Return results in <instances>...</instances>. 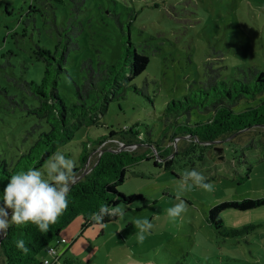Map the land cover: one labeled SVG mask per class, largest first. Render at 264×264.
I'll return each instance as SVG.
<instances>
[{"label":"rangeland","instance_id":"1","mask_svg":"<svg viewBox=\"0 0 264 264\" xmlns=\"http://www.w3.org/2000/svg\"><path fill=\"white\" fill-rule=\"evenodd\" d=\"M61 36L71 43L69 74H61L59 83L69 103L77 100L75 81L82 82L86 74L85 59L96 67L99 62L123 61L124 44L150 57L131 80L140 92L128 89L124 98L111 100L101 124L79 127L57 150L65 154L63 148H70L66 156L76 161L82 141L105 137L111 129L119 134L127 126L157 137L175 121V113L187 115L186 96H208V81L264 69V0H0V158L13 155L38 120L28 108L39 100L22 84L41 78L44 60L38 51H55ZM173 99L184 104L168 109ZM197 107H191L193 119L209 116ZM172 133L170 125L162 135L164 143L149 146L155 158L129 166L119 186L124 193H142L143 199L119 203L116 207L125 214L108 223L103 236L92 241L82 237L88 248L74 264H264V204L222 211L228 227L255 225L237 236H222L206 221L209 209L220 201L264 196V127L212 143L203 158L197 156L199 150L165 153L167 146L184 144ZM140 137L147 147L145 135ZM172 156L169 169L154 163ZM190 169L202 173L213 190L193 186L182 192L187 210L171 220L166 209L179 202V183ZM144 219L151 228L138 244L136 221ZM97 230L99 236L102 230Z\"/></svg>","mask_w":264,"mask_h":264},{"label":"trees","instance_id":"2","mask_svg":"<svg viewBox=\"0 0 264 264\" xmlns=\"http://www.w3.org/2000/svg\"><path fill=\"white\" fill-rule=\"evenodd\" d=\"M70 45L69 40L61 36L55 51L40 48L38 57L44 60L41 78L25 79L22 84L39 100L38 104L28 108V112L35 114L38 120L26 132L25 141L18 150L10 157L0 158V192L3 191L10 175L30 167L42 168L53 153L74 138L79 127L101 124V116L111 100L124 98L128 89L140 92L139 87L131 80L146 68L150 57L136 51L134 46L129 47L124 44L123 61L110 64L99 62L97 67L91 59L83 61L82 65L86 74L82 82L75 81L74 93L77 100L69 103L61 93L59 83L61 74H69L66 64ZM208 76H213L210 70H208ZM208 84V87L212 89H204L208 96L201 100L197 97L190 100L186 96L187 115L184 112L175 113V121L166 125L161 135L157 137L152 136L151 132L145 133L127 126L119 134L111 129L105 137L99 136L93 140L82 141L83 149L76 156L77 160L74 161L75 166L70 175L67 208L43 234L34 224L18 226L10 223L7 232L3 236L0 235V264H44L40 256L42 250L56 240L63 228L77 215L82 214L87 220L85 224L92 225L95 222L90 219L91 214L98 212L101 205L111 209L121 202L129 205L143 199L142 193H124L119 186L126 179L129 166L143 159L155 158L149 146L163 142L162 135L166 133L170 125L173 129L172 134L184 140V144L180 146L174 143L171 149L167 146L164 149L165 153L168 154L171 150V153L181 152L187 155L199 150L197 154L199 158H203L207 147L213 146V140H227L231 135L246 133L256 127H264V96H260V94L264 95V69L250 68L249 74L243 77L220 81L214 79L208 81ZM253 99L258 101L252 103ZM179 104L183 105L184 101L173 99L168 104V109L175 110ZM192 106L202 108L209 113V116L193 119ZM198 114L204 115L202 112ZM181 116L182 119L178 120L177 118ZM140 134L143 137L145 135L147 147H144ZM122 143L126 147H123ZM131 144H134L136 148L131 149L129 146ZM260 145L263 147L264 157L262 141ZM63 149L65 155H69L70 148ZM96 151H98L97 154ZM159 155L161 154L157 156ZM174 158L172 156L165 162L154 159V163L169 169ZM251 168L252 166L249 165V170ZM263 204L264 196L226 199L209 209L207 220L218 234L237 236L255 225L228 227L221 215L222 210L225 208L245 210ZM117 217L105 215L103 222ZM18 239L25 242L28 248L26 253L17 249Z\"/></svg>","mask_w":264,"mask_h":264},{"label":"clouds","instance_id":"3","mask_svg":"<svg viewBox=\"0 0 264 264\" xmlns=\"http://www.w3.org/2000/svg\"><path fill=\"white\" fill-rule=\"evenodd\" d=\"M74 166L72 159L57 151L42 168L30 167L10 175L3 191L0 192V235L7 232L10 223L18 226L31 223L36 225L42 234L46 233L49 226L56 222L68 206L69 180ZM193 186L205 191L213 190V185L206 182L202 173L196 169L185 171L177 191L179 202L166 209L169 219L175 220L186 212L187 205L180 199V195L184 191H190ZM124 214V208L109 209L106 205H101L98 212L91 214L90 219L95 223H102L105 215L123 217ZM136 224L139 228L136 242L140 244L151 228V223L144 219L136 221ZM16 247L21 252L28 251L22 239L16 241Z\"/></svg>","mask_w":264,"mask_h":264},{"label":"crops","instance_id":"4","mask_svg":"<svg viewBox=\"0 0 264 264\" xmlns=\"http://www.w3.org/2000/svg\"><path fill=\"white\" fill-rule=\"evenodd\" d=\"M221 215L224 219L222 212H221ZM120 217L121 216H118L117 218L110 220V221H107V222L95 223V224L89 225L88 223L85 224L87 222V220L82 214L77 215L61 231V235L66 237L68 243L61 245V249H62L61 253L62 254H61L60 264H74L75 258H76V260H79V258H77V256L81 255V253H83L88 248L87 244L82 240V237H84L88 241H92L94 239H97L98 237L103 236L105 234V230H106V227L108 226V223L113 222V221L119 219ZM206 221H208L207 216H206ZM224 222H225V219H224ZM209 224L211 225L210 222H209ZM97 229L102 230V232L100 233L99 236L96 234L99 232ZM92 251H93V249H92ZM40 256L42 258L48 257L52 261L55 260V257L53 255H51L49 252H47L45 249L42 250V252L40 253ZM128 259H129V257H126L122 260V262H124ZM53 264H59V263L54 262ZM139 264H148V262L145 260H140Z\"/></svg>","mask_w":264,"mask_h":264},{"label":"built area","instance_id":"5","mask_svg":"<svg viewBox=\"0 0 264 264\" xmlns=\"http://www.w3.org/2000/svg\"><path fill=\"white\" fill-rule=\"evenodd\" d=\"M68 241L66 239V237L60 235L56 238V240L52 241L51 243H49L45 250L47 252H49L51 255H53L55 257V260L52 261L51 259H49L48 257H43V262L44 264H53L54 262H58L60 264L61 262V245L63 244H67Z\"/></svg>","mask_w":264,"mask_h":264},{"label":"water","instance_id":"6","mask_svg":"<svg viewBox=\"0 0 264 264\" xmlns=\"http://www.w3.org/2000/svg\"><path fill=\"white\" fill-rule=\"evenodd\" d=\"M217 141H220V140H213L212 142L214 143V142H217ZM3 235H4V234H3ZM3 235H2V236H3ZM0 242H1V238H0Z\"/></svg>","mask_w":264,"mask_h":264}]
</instances>
